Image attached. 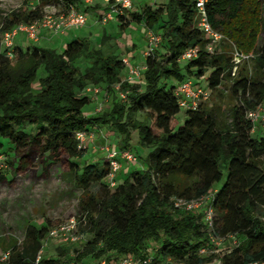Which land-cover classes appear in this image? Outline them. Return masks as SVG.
<instances>
[{"label": "trees", "instance_id": "obj_1", "mask_svg": "<svg viewBox=\"0 0 264 264\" xmlns=\"http://www.w3.org/2000/svg\"><path fill=\"white\" fill-rule=\"evenodd\" d=\"M39 1L29 9L28 0H24L19 9L4 17L1 32L41 18L43 5L55 0ZM61 1L66 5L80 3ZM263 1L206 2L212 27L243 53L255 54L253 65L239 68L234 76L228 52L211 54L206 50L208 39L194 26L193 0H166L158 7L147 4L140 11L127 10L118 16L123 29L134 21L158 29L168 48L161 59L158 50L146 58L143 88L122 79L126 67L123 58L91 49L87 38L72 40L62 52L52 47L34 45L23 50L14 46L12 58L6 56L9 49L3 50L0 43V150L8 153L11 148L17 155L32 150L43 160L44 170L52 163L61 165L72 172L75 185L84 192L78 216L85 218L82 230L89 232L91 239L83 243L81 250L74 248V258L61 261L44 254L38 264H93L103 258L112 264L125 255H151L152 264H168L166 258L187 264L210 261L212 257L198 253L207 241L203 213L178 210L171 198H199L211 192L218 233L236 234L240 240L239 246L223 256V264L264 259V137L254 135L246 116L247 111L264 104ZM258 35L262 36L261 43ZM193 46L200 48L198 57L182 65L180 56ZM81 58H93L94 62L81 71L74 64ZM41 69L44 76H39ZM208 70L207 89L212 92L225 80L233 81L231 96L238 102L232 107L230 120L220 119L201 103L199 108L185 111L186 119L179 126L181 108L175 89L181 82L193 80L191 73L197 80L193 81L200 84L198 80ZM35 82L39 84L37 91L32 87ZM99 85L117 99L109 110L89 117L83 109L93 97L85 90ZM115 85L129 92L128 102H121ZM138 113L144 114L142 120L137 118ZM26 123L32 126L30 132L24 130ZM105 124L120 132V148L132 149L131 133L137 130L139 143L151 149L147 168L134 171L116 186L107 181L106 157L102 164L80 166L74 161L84 155L78 148L76 133ZM5 142L9 148H5ZM223 166L226 179L217 189ZM2 179L5 176L0 173ZM94 185L99 188L93 192L90 189ZM50 227L51 222L41 227L28 223L21 245L13 236L0 235L4 245L6 239L10 241L8 258L0 264H37ZM153 241L157 245L151 249L147 244ZM55 245L60 255L69 251L66 244Z\"/></svg>", "mask_w": 264, "mask_h": 264}, {"label": "rangeland", "instance_id": "obj_2", "mask_svg": "<svg viewBox=\"0 0 264 264\" xmlns=\"http://www.w3.org/2000/svg\"><path fill=\"white\" fill-rule=\"evenodd\" d=\"M164 1L166 0H133V8L135 11H140L142 7L147 4L158 7ZM23 4L24 0H0V43L3 50L6 48L2 44L3 33L1 32L4 17L10 12L19 9ZM39 4V0H28L27 7L33 9ZM61 8L62 6L58 0L47 2L43 5V13L47 14L50 11H58ZM102 8L103 9L94 13L98 7L86 8L82 6L81 9L87 13V23L81 27H73L67 30L64 34L46 39H42L41 37L38 41L34 42L33 39H30L25 33H20L16 37L13 47L19 46L23 50H26L35 45L39 47H52L57 51L62 52L67 43L72 40L87 38L91 49H99L104 54L115 55L118 58H130L133 64L139 66L145 64L147 58L145 52L148 49L146 37L147 25L145 22H131L130 26L125 29L120 26V22L117 18L103 23L100 14L105 11V5L102 6ZM262 8V14L264 15V1ZM152 29L155 32H159L158 29ZM261 40L262 36L258 35L257 41L261 43ZM13 47L10 50L5 51L6 56L13 57ZM234 47H236L234 42L224 37L220 51L225 50L229 55H232ZM167 49L164 41H162L157 48V57L161 59ZM93 62V58H81L76 60L74 64L78 66L81 71H84V69L91 66ZM181 64L185 65V62H182ZM245 65L251 67L253 63L252 61L244 62L240 68ZM209 73L210 71L208 70L204 77L200 79L198 78V82L204 88H207L206 79ZM45 74L46 73L43 69L39 71V76H44ZM189 76L191 79H195V76L192 73L189 74ZM121 77L123 80L128 79V70L122 71ZM172 81L175 84H178L177 80L173 79ZM195 81L197 80L195 79ZM131 83L143 88V75L141 81H132ZM232 84L233 81L229 79L225 80L220 87L213 90L211 99L206 103V106L213 109L217 116L224 121L230 120L232 107L238 102V99L231 96ZM32 87L34 91H37L39 88L38 82H35ZM99 87L102 86L99 85ZM91 94L92 93H89V95ZM103 98L106 99L104 100V109L106 110H109L114 100L117 99L115 95L111 93H109L108 96H105L103 93ZM100 104L101 102L92 100L90 104L84 107V114L89 117L97 114L96 109ZM185 111L184 108H181L177 115L179 126H181L186 119ZM137 118L142 120L144 114L138 113ZM31 127L32 126L29 123H26L24 125V130L30 132ZM101 128H103V134L109 140V145L112 146V144L116 143L118 144L117 146H119L121 135L117 128L110 124L102 125ZM98 129L99 127H97V130ZM254 133V135L264 137V130H262L261 133ZM130 144L132 147L131 151L138 155L139 160L138 162L124 164L123 168L117 175L118 182L124 181L128 176L132 175L134 171L143 172L147 168L146 159L151 149L143 147L139 143V134L137 130L131 133ZM99 146L100 143L98 141L94 146L89 144L88 148L85 151L83 150V158L80 160L74 159V161H77L80 166L92 162L97 164L106 162L105 154L99 151ZM9 147V144L6 143L5 148ZM1 152L7 158L8 169L0 172L1 175L5 176V179L0 180V235L4 234L6 238L8 235L13 236L17 243L21 245L25 239V228L28 223L41 227L48 222H51V226H53L71 216L79 215V201L84 195V192L81 188L75 185L72 172L64 169L61 165L56 163H52L47 170H44L43 160L32 150L25 151L21 155L14 154L11 148H9L8 153ZM24 156L26 157L22 161L23 167L19 168V162ZM222 171V180L215 184V188L217 189L222 186L226 179L227 171L225 166L222 167ZM98 188L99 185H94L90 190L94 192ZM85 232L87 239H91V234L86 230ZM6 241L7 243L5 245L0 241V258L10 247L9 239H6ZM55 243V241H50L46 247L48 251L45 250L44 254L49 257L61 258V261H66L70 257L74 258L76 254L74 248L81 250L83 247V243L78 245H67L70 246L69 251L65 255H60ZM229 244L230 241L226 240L223 243V246L227 247ZM147 245L153 249L156 247L157 241L149 242ZM130 256L139 259V257L134 255ZM98 261L99 260H95L93 264H97Z\"/></svg>", "mask_w": 264, "mask_h": 264}, {"label": "built area", "instance_id": "obj_3", "mask_svg": "<svg viewBox=\"0 0 264 264\" xmlns=\"http://www.w3.org/2000/svg\"><path fill=\"white\" fill-rule=\"evenodd\" d=\"M98 1L103 3L102 6L105 5V11L100 14L103 23L109 22L115 18L118 19L119 15H124L125 11L131 10L133 7V0H80V3L83 7L89 8L93 7ZM193 1L195 2L194 26L208 39L206 50L211 54L220 52L224 37L220 32L215 30L209 22L206 10L207 0ZM59 3L62 8L58 11H50L32 23H20L11 30L4 31L2 44L10 50L14 45L16 37L20 33H25L30 39L39 40L41 38V31L44 29L50 30L55 35H60L73 27H81L87 23V13L79 8V2L66 5L63 1L59 0ZM146 37L148 49L145 52V56H153L162 42V35L160 32H155L152 28L147 26ZM199 51V46L190 47L180 56L179 61L185 62L195 59L198 57ZM231 57L233 62L232 75L234 76L242 63L252 61L255 58V54H246L237 49V47H234ZM123 63L129 73V77L126 81H141L142 72L146 69V65L143 64L139 66L133 64L131 59L127 57L123 58ZM114 88L117 91L121 102H128L129 92L120 90L119 85H115ZM102 90L103 89L99 86H93L86 89L87 92H93L95 98ZM174 93L180 108H184L185 110H195L199 108L201 103H207L212 96L211 90L204 88L200 84H196L193 80H185L181 82L175 89ZM103 109L104 102H101L96 111L101 112ZM246 116L252 122L253 132H256L260 128L264 129V104H260L256 109L247 111ZM96 130V128L91 127L86 130L78 131L76 133L78 148L85 151L89 144L95 143L98 135L104 139L101 149L105 152V157L109 164L107 181L111 186H116L118 182L117 175L122 169L123 163L138 162L139 158L129 149L119 148L114 144L110 146L108 138L103 133L97 132L98 130ZM6 169H8L7 158L0 151V172L5 171ZM213 198L214 192L199 198H186L177 195L171 198L173 207L178 210H201L203 213V221L207 231V241L199 248L198 253L201 257H212V259L203 262L202 264H223V256L240 245V240L236 234L221 235L218 233L215 222V211L212 204ZM262 219L264 220V217H262ZM85 225V218L71 216L59 224L51 226L44 238V244L37 255L36 263L38 264L42 256H44V252L50 241L66 245H78L86 242L87 235L86 232L82 230ZM226 240L230 241V244L229 246L224 247L223 243ZM8 255L9 252H5L0 258V262L6 260ZM152 259L153 257L151 255H146L139 259L130 255H125L112 264H152ZM164 262L168 264H187L186 261H179L171 258H166ZM97 264L109 263L103 258L100 259ZM249 264H264V259L255 260Z\"/></svg>", "mask_w": 264, "mask_h": 264}, {"label": "crops", "instance_id": "obj_4", "mask_svg": "<svg viewBox=\"0 0 264 264\" xmlns=\"http://www.w3.org/2000/svg\"><path fill=\"white\" fill-rule=\"evenodd\" d=\"M102 2L101 1H98L94 6H93V8H95V7H98V9L97 10H95V12L94 13H96V12H98L99 10H101V9H103L102 8ZM79 8H81L83 5L81 4V3H79ZM104 6V5H103ZM131 11L133 12V11H135V9L132 7V9H131ZM50 35V36H49ZM53 36H56L54 33H52L50 30H47V29H44V30H42L41 31V37H42V39L44 38V39H46V38H50V37H53ZM54 40V39H53ZM34 42H36V41H38V40H33ZM132 62V61H131ZM124 71H127V68L125 67V69H124ZM89 93H92L91 95H92V97H93V100H95L96 102H104V100H106V99H104L103 98V93H104V95L105 96H108L109 95V93L107 92V91H104V90H102L101 92H100V94L96 97V98H94V95H93V92H89ZM92 127H94V128H96L97 129V127H99V129H98V131H101L102 133L104 132L103 131V128H101V126H99V125H93ZM262 130H264V129H258L256 132L257 133H261V131ZM99 142L100 143V150L99 151H101V152H103V154H105L104 153V151H102L101 150V147L103 146V143H104V139H102L99 135H98V137H97V139H96V141H95V143H92V144H90V145H92V146H94V145H96V142ZM114 145L115 146H117L118 144H116V143H114ZM119 147V146H118ZM120 148V147H119ZM124 164H129V163H123V166H124ZM123 168V167H122Z\"/></svg>", "mask_w": 264, "mask_h": 264}]
</instances>
